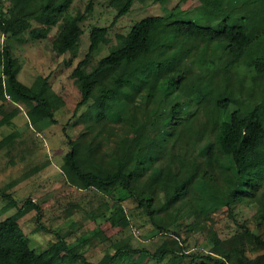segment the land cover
Instances as JSON below:
<instances>
[{
    "label": "trees",
    "instance_id": "trees-1",
    "mask_svg": "<svg viewBox=\"0 0 264 264\" xmlns=\"http://www.w3.org/2000/svg\"><path fill=\"white\" fill-rule=\"evenodd\" d=\"M71 1H1L0 32L6 35L13 29L28 30L32 38H38L42 28L34 27L32 20L40 15H60ZM133 1L110 0L116 10L113 20L125 14ZM238 1L232 9L228 8L229 2ZM91 7L92 2L89 1L85 11ZM205 11L215 16V24L181 19L164 23L159 15L135 22L126 33L116 35L117 43L90 70L87 66L92 52L101 43L108 42V28L94 25L89 29L87 52L72 70L81 95L77 106L92 99L96 117L108 111L114 114L110 120L105 119L104 126L108 121H115L134 128L136 135L118 137L114 145L107 143L109 147L104 151L105 155L99 152L104 140H110L109 134L96 142L93 137L88 139L85 136L88 130L76 138H69L70 148L64 154L61 170L66 181L80 189L124 190L153 222L159 212H163V224L156 225L158 231L173 233L172 237L163 239L154 251L116 243L114 253L106 252L97 263L90 264H113L119 255L129 253H145L147 258L156 261L169 256L170 264H190L199 258L203 259L201 264H264V252L255 257L244 252L246 243L264 251V88L255 94L253 88L247 91L239 77L225 75L228 69L239 68L252 40L264 36V0H212ZM79 21L80 18L63 19L56 37L63 50L70 49L78 40L82 32ZM162 31L163 39L166 32L172 31L175 38L184 39L179 45L185 46L174 50L179 58L164 74L168 81L175 76L177 65L185 72L187 67H197L193 70L198 74L193 76L198 79L193 88L197 93L196 106L184 116H179L175 137L171 136L172 130L163 120L170 117L172 111L141 109L144 116L140 117L136 105L130 106L127 102L129 98L135 101L136 95L143 94L150 74L155 82L163 77L161 71L167 57L165 54H168L167 41L156 42ZM169 46L171 49L172 43ZM160 47L163 49L155 52ZM249 61L246 62L256 65L257 75L253 79L260 80L264 54ZM105 68H110L111 72L92 98L93 78ZM212 76H216L218 81H214ZM221 78L228 80L223 96L218 95L219 88L215 86ZM187 79L186 74L174 85L178 86ZM6 93L12 100L23 101L29 106L28 115L33 123L46 127L56 122L49 96L41 88L28 86L17 78L14 56L0 43V99H5ZM146 94H149L148 88ZM9 118L7 114L0 122H7ZM221 119L227 125H223ZM196 127L202 131L199 139L194 136ZM159 148L164 149L165 155L155 163L153 156ZM142 151L145 152L144 158L140 157ZM168 191L170 194L165 197ZM0 196L8 198L10 204L16 206V201L1 189ZM116 198L118 201L111 202L106 208L110 215L97 212L92 216L95 219L97 216H111L113 219L116 210L121 208L119 200L123 199ZM27 201L38 208L30 199ZM240 204L255 205L252 215L255 227L246 222L238 223L233 218L234 210ZM222 208L232 217L238 230L221 240L215 230L209 229L208 238L213 246L205 255H191L185 251L176 231L169 229L190 212L192 221L187 227L192 231L202 230L206 224L205 216ZM60 239L62 241L63 238ZM67 251L68 261L75 258L84 260L72 248L67 247ZM57 255V245L35 251L18 222V213L0 217V264H65L57 261Z\"/></svg>",
    "mask_w": 264,
    "mask_h": 264
},
{
    "label": "rangeland",
    "instance_id": "rangeland-1",
    "mask_svg": "<svg viewBox=\"0 0 264 264\" xmlns=\"http://www.w3.org/2000/svg\"><path fill=\"white\" fill-rule=\"evenodd\" d=\"M89 1L92 2V7L86 12L85 8ZM211 1L134 0L125 14L113 20L116 10L110 4V0H72L62 14L40 15L32 20L34 27L42 28L38 38H32L28 30L21 32L13 29L6 35L0 32V43L10 49L14 56L17 78L28 86L41 88L49 96L56 118L55 123L41 127L31 120L28 115L29 106L25 102L12 100L8 93L5 94V99H0V119L7 114L10 115L9 121L0 122V189L16 201V206H13L8 198L0 196L2 212L0 217L18 213V222L35 251L57 245V261H64L65 264H90L97 263L106 252L114 253L116 243L129 247H145L154 251L163 239L173 236L169 231H158L156 225L163 224V212H159L153 222L135 199L128 196L124 190L80 189L66 181L61 165L64 154L70 148L69 138H76L88 130L85 136L88 139L93 137L96 142L105 139L109 134L110 140H104L105 144L99 152L105 155L104 151H107L110 145H114L118 137L136 135L134 128L115 121H108V125L104 126L105 119L110 120L114 114L108 111L96 117L97 111L92 99L77 106L81 95L72 70L87 52L90 41L89 29L94 25L108 28V42L101 43L92 52L88 70L117 43V34L126 33L132 24L145 17L159 15L164 23L181 19L192 20L198 24H215V16L205 11L210 7ZM239 2H229L228 8L232 9ZM65 17L80 18L82 28L78 40L68 50H63L56 41ZM163 40L167 41L165 47L168 53L165 54L167 57L161 71L163 77L155 82L150 78L152 76L150 74V80L144 84L143 94L136 95L135 101L129 98L127 102L130 106L136 105L140 117L144 116L141 109H150L153 112L156 109H163L165 113L172 111L169 113L170 117L163 120L172 130L171 136L175 137L179 116H184L196 106L197 93L193 88L197 85L198 79L193 76L198 74L197 70H193L197 67L191 69L187 67L185 72L177 65L174 69L175 76L168 81V76L164 74L170 71L174 60L179 58L174 50L178 51L183 47L179 43L184 39L175 38L172 31L166 32L163 39L162 31L156 42L160 43ZM162 49L163 47L156 48L155 52ZM262 54L264 36L252 40L243 56L244 60L238 65L239 68L228 69L225 75L239 77L247 91L248 88H253L252 91L258 94L264 88V67L260 80L253 79L254 75H257L256 65H250L246 61L260 58ZM110 72V68H105L93 78L92 98L98 94L101 84ZM186 74L188 79L175 86L174 83L181 81ZM221 75L222 73L220 77ZM212 78L218 81L216 76ZM227 82L226 78L215 82V86L219 88V96H223ZM244 93L246 94L245 91ZM222 124L227 125L223 120ZM194 136L197 139L202 136V131L198 127L194 130ZM164 155V149H157L153 161L158 163ZM144 156L145 152L142 151L140 157ZM169 194L170 191L165 193V197ZM116 197L123 199L119 200L121 208L116 210L117 214L113 219L111 216L106 218L97 216L96 219L92 216V213L97 212L110 215L109 209L106 208L111 202L118 201ZM28 199L36 203L38 208L28 203ZM105 201L108 204H105ZM254 211L255 205L240 204L235 208L233 218L238 223L246 222L250 227H255L252 219ZM190 221L192 215L188 212L183 220L169 229L176 231L181 247L191 255H205L210 251L213 243L208 238L209 229L215 230L221 240L231 237L238 230L237 224L223 208L205 216L206 224L202 230H190L187 227ZM60 237L63 238L62 241ZM62 242L66 243V246ZM67 247L79 252L84 260L75 258L68 261ZM244 252L249 257H255L264 251L246 243ZM202 260L194 259L190 264H201ZM113 264H170V261L169 256L156 261L147 258L145 253H129L119 255Z\"/></svg>",
    "mask_w": 264,
    "mask_h": 264
},
{
    "label": "built area",
    "instance_id": "built-area-1",
    "mask_svg": "<svg viewBox=\"0 0 264 264\" xmlns=\"http://www.w3.org/2000/svg\"><path fill=\"white\" fill-rule=\"evenodd\" d=\"M1 1H4V0H0V2H1Z\"/></svg>",
    "mask_w": 264,
    "mask_h": 264
}]
</instances>
